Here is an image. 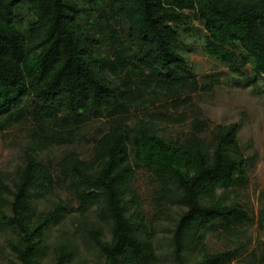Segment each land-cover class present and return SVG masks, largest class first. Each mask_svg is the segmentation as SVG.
<instances>
[{
    "label": "trees",
    "instance_id": "obj_1",
    "mask_svg": "<svg viewBox=\"0 0 264 264\" xmlns=\"http://www.w3.org/2000/svg\"><path fill=\"white\" fill-rule=\"evenodd\" d=\"M196 23L207 56L264 77V0H0V131L29 126L17 164L0 169L13 264H231L249 251L241 125L181 111L219 83L186 54ZM189 120L181 137L167 131ZM262 244L248 264L264 263Z\"/></svg>",
    "mask_w": 264,
    "mask_h": 264
},
{
    "label": "rangeland",
    "instance_id": "obj_2",
    "mask_svg": "<svg viewBox=\"0 0 264 264\" xmlns=\"http://www.w3.org/2000/svg\"><path fill=\"white\" fill-rule=\"evenodd\" d=\"M197 29L187 36L186 54L197 77L203 82L219 80L213 89L204 92H195L187 106L181 109L192 117L207 120L210 127L217 124H230L239 122L241 125L239 140L246 148V155L251 158L248 171V185L241 189L240 198L248 205L254 218V225L249 228L248 234L252 238L249 251L240 259L231 264H248L251 253L256 252L258 257L263 252L264 227L260 225V211L264 204V77L255 78L253 75L240 76L232 68L220 60L210 58L204 53L199 42L203 36L202 26L196 23ZM189 121L182 124L168 125L167 131L173 136H182L189 130ZM101 121H94L92 125H99ZM29 126H18L14 129L0 131V169H12L19 161V147L17 140L26 135ZM80 150L88 157L90 150L86 145H81ZM64 148L54 146L50 149V156L58 157ZM150 172L145 169L138 171L135 187L142 195L146 212L151 214ZM67 193L63 198L68 200ZM57 227L52 230L55 234ZM212 249H229L228 243H223L216 238H210ZM10 249L6 246L0 252V264H13ZM264 264V263H263Z\"/></svg>",
    "mask_w": 264,
    "mask_h": 264
}]
</instances>
